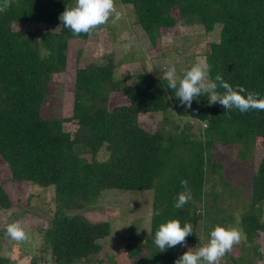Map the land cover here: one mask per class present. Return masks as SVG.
<instances>
[{"label":"trees","instance_id":"1","mask_svg":"<svg viewBox=\"0 0 264 264\" xmlns=\"http://www.w3.org/2000/svg\"><path fill=\"white\" fill-rule=\"evenodd\" d=\"M74 3L11 0L7 11L0 13V157L8 165L10 180L54 188L55 209L42 233L41 251L49 257L43 254L32 263L101 262L97 255L103 250L101 241L111 234V224L86 213L100 204L101 193L118 189L153 192L150 234L128 236L127 259L175 264V247L161 252L154 243L161 223L169 219H179L181 226L190 223L193 234L186 243L197 245L207 243L215 225L234 223L219 201L221 196L239 195L220 173L222 163L214 159L213 147L221 144L237 146L239 160L252 159L256 166L250 201L239 213L245 245L240 243V256L230 258L233 264H256L257 256L264 264V255L253 245L258 232H264V111H228L219 103L209 105L207 96L193 100L188 108L167 87L162 70L152 72L143 66L140 72L116 78L117 65L108 59L75 69L70 117L43 116L52 75L66 66L68 41L90 35H74L59 20L65 7ZM115 4L131 7L135 24L151 47L165 29L177 25H199L205 34L219 28L218 39L210 41L204 53L210 78L220 73L234 87L240 84L264 97V0H115ZM19 23L39 27L45 23V28L25 31L15 28ZM50 25L59 30L48 29ZM191 65H183L177 74ZM116 92L127 103L110 107V96ZM159 112L171 127L164 122L150 131L141 124V114ZM178 116L193 119L199 132L192 130L193 122L176 123ZM67 120H75L73 133L63 130ZM102 150L105 155L99 158ZM214 175L221 186L213 181ZM181 179L188 180L192 199L177 209L175 200L184 191ZM11 207L0 183V210ZM107 257L109 264H116L113 254ZM12 263L8 255L0 254V264Z\"/></svg>","mask_w":264,"mask_h":264},{"label":"rangeland","instance_id":"2","mask_svg":"<svg viewBox=\"0 0 264 264\" xmlns=\"http://www.w3.org/2000/svg\"><path fill=\"white\" fill-rule=\"evenodd\" d=\"M116 8L122 13L120 21L113 24L110 20L107 25L93 30L86 40L71 39L68 41L66 66L61 72L52 75L49 93L42 107L43 116L61 118L71 116L75 69L88 62L113 60L117 65L116 78L140 72L143 66L146 70L151 69L152 72L162 70L164 74L168 65L174 64L178 72L185 64L205 61L204 53L207 51L208 43L219 37V28H216L212 34H205L202 26L199 25H177L175 28L165 29L156 47H151L140 27L135 24L131 7L116 4ZM37 26L44 29L45 23L40 27L34 23H19L15 25V28L32 31L37 29ZM47 28L52 31L59 30V26L55 25L47 26ZM123 103H127L125 96L117 92L111 94L110 107ZM139 120L150 131H155L160 124L166 122L160 112L143 113ZM175 121L182 126L186 122L194 123L193 119L180 116L176 117ZM165 124L166 128L171 127V122ZM62 126L64 131L71 133L77 127L75 120L64 121ZM199 129L200 125L194 123L192 130L198 133ZM260 149L257 148V155L261 153ZM213 151L216 162L223 165L220 173L232 183L231 187H234L239 194L233 198L221 196L222 199L219 200L225 214H230L234 218V223H226L225 226L241 230L240 243L245 245V235L239 227V213L243 210L242 207L250 201V179L256 166H253L252 159L239 160L237 146L226 147L215 144ZM104 155L103 150L98 154L99 158ZM9 175L8 165L0 157V183L12 200L11 208L0 210V254L8 255L13 261L12 264H35V262L32 263V258L43 254L46 256L45 252L41 251L42 233L48 227V220L55 209L54 188L25 181H12ZM213 181L217 186H221L222 181L217 175L213 176ZM208 187L209 184L206 185V188ZM152 193L151 190L130 192L118 189H108L101 193L100 204L95 205L86 213V216L95 220L109 219L111 234L101 241L103 250L97 255L101 262H95V264H109L107 257L109 254L115 256L116 264H148L145 261L138 262L137 259H127L124 247L129 235L138 234L144 238L149 236ZM17 221L30 236L29 242H17L7 236L6 225ZM199 233H202L200 228ZM205 243L177 245L175 252L179 258L189 248L195 251ZM240 243L234 245L231 252L221 258L219 264H233L230 257L240 256ZM253 245L258 246L263 256L264 232H258ZM46 262L51 264L50 259ZM255 262L260 264L261 260L256 256Z\"/></svg>","mask_w":264,"mask_h":264},{"label":"clouds","instance_id":"3","mask_svg":"<svg viewBox=\"0 0 264 264\" xmlns=\"http://www.w3.org/2000/svg\"><path fill=\"white\" fill-rule=\"evenodd\" d=\"M11 0L0 2V13L7 11ZM122 19V13L117 10L115 0H75L73 6L65 7L59 20L64 27L71 30L74 35L89 34L102 25L111 22L117 23ZM148 71H151L149 69ZM210 65L204 60L193 63L189 68L177 74L174 64H169L164 71L163 78L167 87L173 89L180 103L191 108L193 100L207 96L208 104L219 103L225 110H239L245 113L250 110L264 111V97L254 91H248L244 86L237 84L235 87L227 82L220 73L215 78H210ZM218 89H223L220 92ZM171 99V97H168ZM180 185L184 191L180 192L175 200L177 209L192 199L188 188V180L181 179ZM7 236L17 242H29L30 236L17 222L9 223L5 227ZM193 234L190 223L181 226L179 219H169L161 223L155 233L154 243L163 252L166 248L185 245L186 238ZM242 232L236 227L215 225L209 232L207 243L193 251L189 248L176 261L175 264H219L227 253L231 252L234 245L241 242Z\"/></svg>","mask_w":264,"mask_h":264}]
</instances>
